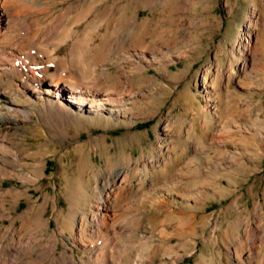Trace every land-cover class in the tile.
Masks as SVG:
<instances>
[{
    "label": "rangeland",
    "instance_id": "rangeland-1",
    "mask_svg": "<svg viewBox=\"0 0 264 264\" xmlns=\"http://www.w3.org/2000/svg\"><path fill=\"white\" fill-rule=\"evenodd\" d=\"M80 1L52 9H68L61 26L74 29L58 54L81 32L91 56L110 42L129 51L103 69L121 73L125 113L43 117L37 105L19 128L0 120V139L21 162L9 165L0 189L28 190L16 208L5 205L0 232L12 220L18 232L19 218L43 206L48 228L38 243L56 233L53 256L66 249L79 261L70 232L96 201L94 181L131 160L128 192L112 214L141 219L131 221L133 234L116 232L143 264H264V0H89L84 13ZM40 53L34 59L52 67ZM24 173L34 181L19 179Z\"/></svg>",
    "mask_w": 264,
    "mask_h": 264
},
{
    "label": "bare ground",
    "instance_id": "bare-ground-1",
    "mask_svg": "<svg viewBox=\"0 0 264 264\" xmlns=\"http://www.w3.org/2000/svg\"><path fill=\"white\" fill-rule=\"evenodd\" d=\"M65 1L67 0H0V96L3 98L0 103V120L8 123L10 128H19L22 122L31 117L30 109L37 105H40V116L43 117L48 116L47 110L55 111L60 117L64 114L86 113L99 116L104 112L118 117L125 113L121 109L124 104L122 95L117 90L123 84L119 80L121 73L113 76L103 69L116 65L125 54L128 55L127 58L133 55L129 51L120 52L118 43L110 42L100 46L99 53L91 56L87 36L81 32L73 40L68 52L60 56L59 49L72 38L74 29L61 26L65 23L68 9L57 13H53L52 9L58 2ZM89 4V0H81L76 4L75 10L88 12ZM35 23L36 27L33 26ZM119 27L120 19L114 18L110 22V28L116 31ZM40 52L46 59L42 64L50 63L52 67H43L34 59V54ZM143 52L135 53L147 60ZM151 58L155 59V56L152 55ZM75 66L80 68L79 71L75 70ZM110 80L115 81L114 87L109 86ZM3 142L0 139L1 185L10 175L9 165L13 162L18 165L21 163L16 155L7 152V145ZM11 142L7 144L11 145ZM4 155H11L15 161H9ZM151 159L153 167L165 164L162 158ZM131 162L125 160L113 165L111 171L94 181L96 201L89 207L90 213L78 224L77 232H70L72 242L83 253L79 261L72 254H67L66 249L59 257L53 256L59 240L56 233L49 234L51 241L48 240L43 245L38 243L44 237L42 233L48 228V222L43 219L44 207L39 206L34 210L37 211L35 215L19 218L21 222L18 232L15 231V220L11 221L5 231L0 232V264H143L142 253L132 250L130 241L121 238V235H126L116 232L124 230L133 234L130 230L131 221L139 222L141 219L133 218L130 214H112L118 211L119 203L124 201L121 196L128 192L125 187L130 183L127 173ZM19 179L34 181L25 173ZM27 192L28 190L19 191L17 187H12L7 193L0 189V217L5 214L8 202L14 203L16 208L20 198ZM29 211H33L32 208ZM71 220L74 221L72 218ZM56 225L58 227L57 221ZM62 231L61 227L59 232ZM258 231L260 232L257 229L256 232ZM25 232H29L28 236ZM109 232H112L109 235L111 237L106 235ZM8 240L11 243H7ZM116 242L122 246L118 248ZM261 242L264 243V234Z\"/></svg>",
    "mask_w": 264,
    "mask_h": 264
}]
</instances>
